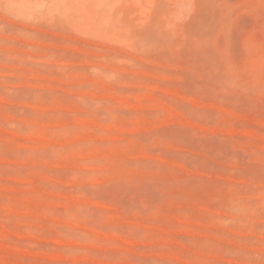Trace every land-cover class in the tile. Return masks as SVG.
I'll list each match as a JSON object with an SVG mask.
<instances>
[{
  "label": "rangeland",
  "instance_id": "374dc122",
  "mask_svg": "<svg viewBox=\"0 0 264 264\" xmlns=\"http://www.w3.org/2000/svg\"><path fill=\"white\" fill-rule=\"evenodd\" d=\"M0 264H264V0H0Z\"/></svg>",
  "mask_w": 264,
  "mask_h": 264
}]
</instances>
